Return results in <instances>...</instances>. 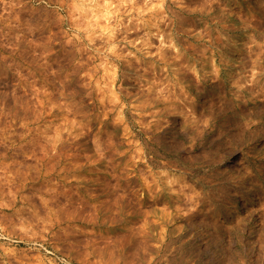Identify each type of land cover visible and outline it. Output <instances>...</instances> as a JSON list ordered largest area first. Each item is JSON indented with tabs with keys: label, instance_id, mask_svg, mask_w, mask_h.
I'll use <instances>...</instances> for the list:
<instances>
[{
	"label": "rangeland",
	"instance_id": "obj_1",
	"mask_svg": "<svg viewBox=\"0 0 264 264\" xmlns=\"http://www.w3.org/2000/svg\"><path fill=\"white\" fill-rule=\"evenodd\" d=\"M263 119L264 0H0V264H264Z\"/></svg>",
	"mask_w": 264,
	"mask_h": 264
},
{
	"label": "bare ground",
	"instance_id": "obj_2",
	"mask_svg": "<svg viewBox=\"0 0 264 264\" xmlns=\"http://www.w3.org/2000/svg\"><path fill=\"white\" fill-rule=\"evenodd\" d=\"M247 3H249V2H247ZM247 3H245V4H247ZM230 4H231V3H230ZM247 5H248V4H247ZM226 7H227V6H226ZM240 8H242V7H240ZM258 87H259V86H258ZM244 90H245V89H244ZM246 90H247V88H246ZM258 90H259V89H258ZM258 90H257V92H258ZM244 92H245V91H244ZM257 92H255V94H257ZM253 93H254V92H253ZM250 94H252V93H250ZM252 96H253V95H252ZM249 102H250V101H249ZM244 103H245V102H244ZM259 103H260V102H259ZM259 103H258V104H259ZM245 104H246V103H245ZM250 104H251V103H250ZM253 104H254V102H253ZM258 104H257V105H258ZM257 105H256V106H257ZM245 106H246V105H245ZM239 107H240V106H239ZM247 107H248V106H247ZM240 108H241V107H240ZM245 109H246V108H245ZM243 110H244V109H243ZM243 110H242V111H243ZM237 111H238V110H237ZM239 111H240V110H239ZM242 111H241V112H242ZM215 113H216V112H215ZM239 114H240V112H239ZM236 115H237V114H236ZM214 116H215V115H214ZM216 116H217V115H216ZM263 120H264V119H263ZM214 126H215V125H214ZM216 127H217V126H216ZM255 127H256V125H255ZM261 127H262V126H261ZM219 128H220V127H219ZM263 128H264V126H263ZM253 129H254V128H253ZM261 129H262V128H261ZM262 130H263V129H262ZM263 131H264V130H263ZM243 139H244V138H243ZM246 142H247V141H246ZM244 143H245V142H244ZM250 188H251V186H250ZM251 190H252V189H251ZM251 190H250V191H251ZM252 192H253V191H252ZM251 194H252V193H251ZM254 194H255V193H254ZM254 199H255V198H254ZM208 207H209V206H208ZM257 232H258V231H257ZM256 234H258V233H256ZM257 237H258V236H257ZM261 238H262V237H261ZM256 239H259V237L256 238ZM257 242H258V241H257ZM261 242H262V241H261ZM263 242H264V240H263ZM263 242H262V243H263ZM258 243H259V245L261 244L260 242H258ZM263 244H264V243H263ZM261 245H262V244H261ZM262 246H263V245H262ZM258 250H259V249H258ZM260 252H261V251H260ZM262 253H264V252H262Z\"/></svg>",
	"mask_w": 264,
	"mask_h": 264
}]
</instances>
